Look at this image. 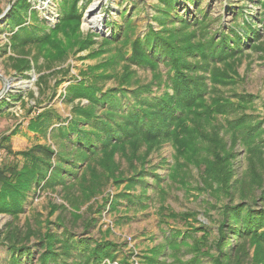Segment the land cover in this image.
<instances>
[{"label": "rangeland", "instance_id": "obj_1", "mask_svg": "<svg viewBox=\"0 0 264 264\" xmlns=\"http://www.w3.org/2000/svg\"><path fill=\"white\" fill-rule=\"evenodd\" d=\"M28 1L45 26L38 33L57 36L62 53L50 42L15 46L6 22L9 0H0V165L19 168L23 159L18 152L34 144H47L55 152L71 156L78 153L76 147L84 148L50 132L52 127L67 126L76 106L91 107L85 97L68 99L66 92L72 84L95 86L101 89L99 95L109 89L150 87L152 92L145 97L172 96L175 71L168 57L158 53L156 67L132 58L133 41L144 39L150 30L171 34L177 40L184 33L191 34L195 43L218 40L222 32L233 36L235 31L241 40L233 55L224 58L232 65L229 70L221 59L207 60V55L205 59L191 57L187 61L192 66L182 67L189 77L204 82L207 105H213L212 99L218 97L223 104L213 117L205 115L202 105L196 109L201 118H210L215 124V130L206 128L207 138L202 140L209 153L187 159L178 153L172 139L165 137L140 146L130 142L86 149L81 153L83 160L62 164L66 168L61 171L62 180L29 191L16 218L0 213V262H7L11 255L4 240L7 224L16 228L13 231L39 229L40 236L47 233L63 238L62 218L76 238L113 243L116 259L112 264L121 259L144 264V256L163 245L158 264H214L212 257L222 255L220 245L229 236V232L221 235L224 206L241 199L253 209L264 206V0H179L175 12L189 25L178 37L174 30L181 19L164 27L158 21L163 6L160 0H100L94 7V0H80L74 39L60 29L51 32L58 24L60 0ZM94 20L96 27L92 26ZM32 23L27 18L25 24ZM247 23L251 28H246ZM24 63L29 69L17 70ZM212 70L223 81L213 82ZM131 102L123 99L124 109ZM94 109L100 113L104 107ZM49 111L51 124L46 133L29 129L30 120ZM236 121L241 124L234 136L231 128ZM212 152L218 156L213 157ZM203 155L217 160L212 177L204 172L207 164L200 163ZM57 161V157L52 159V166ZM225 171L228 181L221 175ZM53 172L51 168L46 179ZM67 199L77 207L75 221ZM230 236V247L235 246L238 238ZM171 240L175 250L166 247ZM38 244L35 233L23 241L21 245L30 252L22 256V264H38L42 247ZM247 251L239 264H264L263 239H248Z\"/></svg>", "mask_w": 264, "mask_h": 264}, {"label": "trees", "instance_id": "obj_2", "mask_svg": "<svg viewBox=\"0 0 264 264\" xmlns=\"http://www.w3.org/2000/svg\"><path fill=\"white\" fill-rule=\"evenodd\" d=\"M80 0H60L58 2L59 20L58 24L52 29V33L57 30H62L64 35L77 36V28L80 20L79 8L77 3ZM163 6L160 9L161 16L158 19L161 22V27L166 23L174 25L175 19L180 20V26L177 31L179 33L185 30L187 19L175 12L179 0H160ZM193 1V0H189ZM28 19L32 20V24L27 25L25 22ZM164 18H169L168 22L162 21ZM38 12L32 8L28 0H15L11 6L7 25L11 28L12 40L15 46L28 45L33 43L50 42L62 53L61 45L56 41L57 36L46 33L39 34L38 30H44V23L39 21ZM198 24V23H197ZM182 27V28H179ZM177 28V27H176ZM246 28H251L247 23ZM167 29V28H165ZM230 30H233L231 28ZM234 31V30H233ZM162 33V32H161ZM150 30L144 39H136L132 43V58L138 63H147L151 67H156L155 58L157 54L162 57H168L171 67L174 69V75L171 78L173 85V95L164 94L158 97H145L146 93H151L150 87H140L131 89H109L108 92L99 95L101 89L91 85L72 84L66 92L68 99L71 101L79 96L87 98L91 105L89 108L76 106L71 113V119L65 127H52L53 137H61L68 140L74 146H78L77 152L74 155L60 154L55 152L47 144H34L26 150L18 152L22 156L23 163L17 168L14 164L3 163L0 165V213H7L14 218L22 210L23 203L26 201L29 191L37 190L39 187L44 188L52 186L56 181L64 178L61 171L66 169L62 164L64 162L73 163L79 159L83 160L81 153L87 150L103 149L114 145H121L130 142L150 143L160 138L172 139L174 146L179 154L187 159L195 157L201 152H208L209 149L202 142L206 139V128L215 130V124L210 118L203 119L199 116L196 109L202 105L203 112L208 117H213L214 114L220 113L223 104L220 103V98H213V105H207L204 100L205 84L198 78L189 77L183 71L182 67H191V63L187 59L197 57L207 60L221 59L223 65L229 70L230 63H225L224 58L233 55V51L239 48L241 37L234 31L233 36L228 34H220L218 40L213 38L204 40L203 42H193L191 34H182L181 40H177L176 36L171 34H161ZM232 45H231V44ZM60 45V46H59ZM151 52V55L148 53ZM29 69V64L24 63L23 66L17 68ZM213 82L223 81L217 78V72L212 70ZM132 100L131 104L124 109L122 100ZM203 99V102H202ZM1 106V105H0ZM95 106L104 107L103 112L97 113ZM178 111V112H177ZM52 113H42L30 120L29 129L46 133L51 122L50 116ZM201 119H196V118ZM206 117V118H207ZM196 119V120H195ZM240 121V120H237ZM236 121V123H237ZM235 123L234 128H231L233 135L238 133V125L241 122ZM233 127L234 122H230ZM172 127L174 129L172 130ZM196 130V131H195ZM70 134H74L69 138ZM193 135H196L191 142ZM87 149V150H86ZM106 150V149H104ZM202 154V153H201ZM213 157L218 154L212 152ZM58 158V161L52 166V159ZM217 161V160H216ZM216 161H211L209 156L200 158V163H204V172L212 177L215 171L214 164ZM75 163V162H74ZM70 165V164H69ZM72 165V164H71ZM210 165V166H208ZM63 167V168H62ZM54 172L50 178L46 179V173L50 169ZM69 174L71 170L67 169ZM222 171V170H221ZM222 178L228 181V172L221 173ZM46 179V180H45ZM44 180V181H43ZM138 181V180H137ZM68 205L72 208V220H76L78 215L74 213L77 207L67 199ZM231 204L224 206V220L222 225L221 235L229 232L228 238L223 240L220 245L219 257H212L214 264H239L247 255V240H264V206L261 209H253L249 203L241 199L238 203L233 200ZM61 226L65 232L63 238H57L53 234H41L37 229L22 233L21 231H13L11 223L7 224V232L4 240L9 247L10 258L7 262L0 264H22V256L29 254V250L21 245L23 241L29 240L35 233L38 240V245H42L39 250L40 257L38 264H112L116 259V254L112 252L114 244L111 242L94 241L90 238H76L68 231L63 219ZM61 222V221H60ZM225 229L227 231H225ZM225 231V232H224ZM230 234L236 236L238 241L236 245L230 247ZM44 240L46 244H44ZM58 242L59 246L54 244ZM171 247L175 250V242L169 241L166 247ZM227 246V250L224 247ZM165 245L157 247L151 251V255H145L144 264H158L162 259L159 257L163 253ZM225 251V253H224ZM106 259V260H105ZM119 264H134L127 259L119 260Z\"/></svg>", "mask_w": 264, "mask_h": 264}, {"label": "bare ground", "instance_id": "obj_3", "mask_svg": "<svg viewBox=\"0 0 264 264\" xmlns=\"http://www.w3.org/2000/svg\"><path fill=\"white\" fill-rule=\"evenodd\" d=\"M99 2H100V0H94L93 7H94L96 4H98ZM97 25H98L97 21L94 20V21L92 22V26H95V27H96Z\"/></svg>", "mask_w": 264, "mask_h": 264}, {"label": "water", "instance_id": "obj_4", "mask_svg": "<svg viewBox=\"0 0 264 264\" xmlns=\"http://www.w3.org/2000/svg\"><path fill=\"white\" fill-rule=\"evenodd\" d=\"M15 0H9L8 6L5 10V13L8 12V10L11 8L12 4L14 3Z\"/></svg>", "mask_w": 264, "mask_h": 264}]
</instances>
